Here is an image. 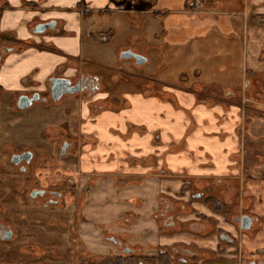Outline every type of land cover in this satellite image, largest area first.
Listing matches in <instances>:
<instances>
[{"label": "crops", "instance_id": "0c3cea01", "mask_svg": "<svg viewBox=\"0 0 264 264\" xmlns=\"http://www.w3.org/2000/svg\"><path fill=\"white\" fill-rule=\"evenodd\" d=\"M190 1L0 0V52L10 50L0 54V174L14 167L13 154L29 151L33 155L31 164L42 159L46 168L49 159L60 160L63 179L69 183L73 178L80 189L89 191L80 207L64 195L57 205L44 206L45 210L60 207L61 219L71 220V224L79 208L75 236L66 231L36 237L41 246L62 251L64 264L68 257L73 263L77 249L72 246V256L68 253L76 241L78 249L83 246L91 254L118 256L120 249L110 238L149 256L158 248L196 242L216 259L234 264L235 249L228 248L224 256H218L214 236L162 234L156 214L160 199L189 201L191 181L232 186L240 172L236 161L242 139H264V118L254 115L252 101L246 99L245 104L241 100L248 91H254L258 76L264 80V0H221L235 3V7L223 4V8L204 0L198 11ZM125 6L128 9L123 10ZM117 14L147 16L155 24L159 21L158 29H149L153 40L158 41L157 49L173 51L179 60L200 52L210 39L234 41L242 69L231 84H218L217 93L202 83L162 88L141 83L133 90L99 89L91 95L84 92L53 103L49 99L51 78L74 82L85 75L96 78L101 88L100 76L92 69L81 68L85 51L92 53L94 60L95 49L102 46L93 34H86V29H92L97 18ZM40 25L53 27L36 33ZM100 34V41L108 43L113 29L105 28ZM180 79H184L182 74L178 81H186ZM112 84L118 88L129 81L113 74ZM34 94L39 95V101L24 110L17 108L20 96ZM109 99L110 108L92 109L93 104ZM51 128L68 131L75 154L67 152L59 158L62 141L57 147L45 138V131ZM6 147L15 152L7 154ZM29 166L25 172L15 168L25 175ZM1 183L0 193L16 191ZM247 186L254 195L264 189L263 184L252 181ZM30 191L27 197L33 202ZM190 202L195 207V200ZM68 211L73 213L71 219L66 216ZM205 211L208 213L202 211L203 215L217 221L216 228H225L223 217ZM197 219L188 217L179 222ZM36 227L44 228L40 221ZM12 232L14 236L13 228ZM8 242L0 241V245ZM61 260L56 263L63 264ZM258 260L264 264V258ZM46 263L50 264L49 258Z\"/></svg>", "mask_w": 264, "mask_h": 264}, {"label": "rangeland", "instance_id": "374dc122", "mask_svg": "<svg viewBox=\"0 0 264 264\" xmlns=\"http://www.w3.org/2000/svg\"><path fill=\"white\" fill-rule=\"evenodd\" d=\"M206 1L219 4L220 8H223V4L225 7H235L233 1L229 3H223L221 0ZM126 9L128 8L125 6L123 10ZM156 22V24L153 23L151 18L147 16L117 14L113 17L103 16L100 19L97 18L95 26L92 29H86V34H93L96 42H99L102 46L99 49H95L94 60L91 58L92 53L89 54V51H85L81 68L92 69L100 76V90L103 92L120 90V88L133 90L141 83H149L151 87L156 88H162L170 84L193 87L196 83H202L207 90L217 93L218 84H231L235 79V75L242 69L238 45L234 41L223 42L218 38L210 39L203 43L204 48L200 52L195 53L191 58L183 60L174 58L175 53L173 51L165 52L164 50L157 49L158 41L153 40L152 33L149 31V29L159 28V21ZM105 28L113 29V36L109 39L108 43L100 41V32ZM148 43H152V46L148 47ZM117 48H120L119 52H117ZM122 50H133L134 53L146 58L147 61L141 66H136L133 59L121 60L119 54ZM113 74L116 76L120 75V79L129 81V84L118 88L113 87ZM181 74L184 75L186 81H178ZM253 89L254 91H248L246 96L241 100L245 101L248 99L252 101L250 106L255 110L254 115L264 118L263 76H258L257 80L253 82ZM97 104L102 106L103 109L112 106L110 99ZM47 131L49 132L47 133ZM47 131H45V138L56 144L57 147L63 140L73 143L68 131L55 128ZM246 143L248 145L247 149L246 147L244 148ZM242 144L243 146H239L241 153L236 161L240 174L234 181V184L232 186L226 184L218 187L212 182L191 181L188 186L191 198L189 201L181 202L171 199L176 206L174 216L180 219L201 217V223L206 224V229L202 234L209 236L218 233V229L216 228L218 223L215 219L202 214L204 212L208 213L205 211V208L216 215L226 216L225 221L228 223L231 221L230 217L232 215L245 211L253 212L260 219H263L264 189L261 191L263 193L262 196L261 194L254 195L250 192L251 188L247 186V183L252 181L253 183L257 182L264 185V139L251 142L244 139L242 140ZM6 151L7 154L15 152L10 147H6ZM69 152L75 154V149L73 150L72 148ZM41 160L33 162L25 175L19 174V170L15 166L11 167V170H5V172L0 174V180L3 182L1 185L13 186V190L16 188V191H12V193L9 190H2L0 193V221L7 225L9 224L10 228L14 229L13 240H10L7 244L2 243L0 245V264H48L46 263V259L48 258L50 259V264H57L56 261L63 260L62 251L51 249L48 246H41L36 241V237L52 236L66 231L74 235L76 232V223L80 218L79 208L73 217L75 218L74 224H71V220L64 222L63 218L61 219L60 217V207H49L45 210V199L37 198L35 201L29 202L27 192L35 188H49L61 192L68 202L75 203L77 207H80L82 202L85 203L87 201L89 191L80 189L74 183L75 180L73 178L70 179L73 181V184H69L68 179H63V171L59 164L60 160L49 159L50 163L46 168H44L45 164ZM198 194H202L203 198L195 200V196ZM194 200L196 208L191 206L190 201ZM208 200L219 202L224 208L215 210L210 206L211 204L208 203ZM230 201L232 202L231 206H227L226 203ZM180 206L183 207V210L177 209ZM224 213L226 214L223 215ZM72 215V211H68L66 214L69 219L72 218ZM38 221L42 222L44 228L36 227ZM158 223L161 227L160 220ZM178 230L175 231L190 232L186 224H182ZM256 235L254 234L250 238H255L254 236ZM105 238H103V242H105ZM49 239H52V237ZM46 243L50 244L49 242ZM72 246L77 249L72 258L74 264L80 259L91 260L95 264H99L104 259L115 258L121 255L120 252L118 256L91 254L83 246L81 249H78L77 241L71 245V251L68 254L73 251ZM261 253V250H259L258 256L262 257ZM70 255L72 256V254ZM68 259L69 257L65 259L67 260L65 264H71V260L68 261ZM256 262L257 264H262L259 261ZM249 263V260L245 261V264ZM210 264L223 263L217 259H212Z\"/></svg>", "mask_w": 264, "mask_h": 264}, {"label": "flooded vegetation", "instance_id": "af4514ba", "mask_svg": "<svg viewBox=\"0 0 264 264\" xmlns=\"http://www.w3.org/2000/svg\"><path fill=\"white\" fill-rule=\"evenodd\" d=\"M204 1V0H203ZM194 2L195 0H191L189 4L194 10ZM202 5V1L200 4V7ZM2 52V51H1ZM0 52V54H1ZM123 52V51H122ZM133 52V51H132ZM134 53V52H133ZM137 54V53H135ZM84 83L82 86V91L78 92L80 93H87L92 94L97 92V90L100 89V86L98 84V80L94 77H89L82 75L78 79H76L74 82L71 81V85L81 84ZM73 94V95H77ZM73 95H65L66 96H73ZM31 97V96H30ZM62 97V98H63ZM61 98V99H62ZM49 99L52 101L50 97L49 92ZM60 99V100H61ZM40 100V97H39ZM38 100V101H39ZM59 100V101H60ZM57 101V102H59ZM53 102V101H52ZM53 102V103H57ZM96 104V103H95ZM92 105V109L93 106ZM245 134V132L243 133ZM245 136V135H244ZM246 138V137H245ZM244 138V139H245ZM242 139V140H244ZM66 146L65 153L63 156H60L61 154V148L62 146ZM73 144L66 140L62 141L60 147H59V158L63 159L67 152L72 148ZM241 146H243L241 142ZM248 147L247 143L244 145V148ZM241 152H238L237 158H239V154ZM28 154L31 155L30 161L26 162L25 160H22L20 164L16 167L20 169L21 172H25L27 170V167L31 164L33 155L29 152H21L17 154H13L12 156L18 155L22 157H26ZM12 158V157H11ZM25 159V158H24ZM240 171V170H239ZM240 172L238 173L239 177ZM69 184H73V181H70ZM34 191H42V196H36L34 199L37 198H44L45 203L44 205L47 207L49 205H57L62 198V193L56 190H51L49 188L43 189V188H35L30 191V194ZM29 194V196H30ZM263 193H261L262 196ZM195 200H199L203 198L202 194H198L195 196ZM263 199V198H262ZM227 206H231L232 202H227ZM224 208V206L222 205ZM160 208L158 214H156V219L160 220L161 227V233L164 235H171L175 234L176 231H179V227H181L182 224H186L188 226V229L190 233H193L196 236L199 237H210L209 235L202 234V232L206 229V224L201 223V217H198L197 221H186L185 223H180L179 219L176 216H174V212L176 210V206L173 202H169L165 199H160ZM177 209L183 210V207L180 206ZM225 212V211H223ZM224 213L223 215H225ZM230 216V215H229ZM225 220L226 216H221ZM231 221L228 223L226 222L225 228H217L218 233L214 234L212 236L216 237L217 241V252L218 256H224L226 254V249L228 248H234L235 249V258L232 260L234 264H245V261L249 260V264H257L256 261L258 260V251L261 250V258H264V217L263 219H260L259 216L253 212H242L232 215ZM262 218V217H261ZM244 219V221H243ZM248 224L247 229H243ZM176 230V231H175ZM171 231V232H169ZM181 233V232H180ZM257 234L254 236L255 238H250L252 235ZM262 234V235H260ZM10 236L9 239H5V237ZM13 232L9 225L5 223L0 222V241L6 242L12 239ZM111 243L116 245L121 252V255L124 256H130L133 255L137 258L145 259H154V264H162L160 258L166 257L168 259V264H210L212 259H216L214 256V253H212L210 250H201L197 243H190L188 245L185 244H175L168 248H158L156 249V252L153 256L144 255L140 250H136L131 248L128 245H125L120 240H115L110 238L109 239ZM262 245L259 247V245ZM125 250H129L128 253H124ZM247 259V260H246ZM223 264H229L230 262L226 261L225 259H217ZM139 264H151L150 262L141 261Z\"/></svg>", "mask_w": 264, "mask_h": 264}, {"label": "water", "instance_id": "95a60500", "mask_svg": "<svg viewBox=\"0 0 264 264\" xmlns=\"http://www.w3.org/2000/svg\"><path fill=\"white\" fill-rule=\"evenodd\" d=\"M46 27H53V25H40L36 29V33H42L46 29ZM10 50H5L2 51L1 53L4 52H9ZM119 58L121 60H127V59H133L135 62L136 66H141L146 63L147 59L142 57L139 54H135L132 51H123L120 53ZM84 83L81 84H76V85H71V81L68 79H63V78H51L49 80V92H50V97L53 102L59 101L63 96L65 95H73L77 94L78 92L82 91V86ZM39 100V95L34 94L31 97L28 96H20L17 99V108L20 110L27 109L31 107V105ZM66 146H62L61 148V154L60 156H63L65 153ZM25 158V159H24ZM31 158V155L28 154L26 157L22 156H12L11 158V164L14 166H18L22 160H25L26 162H29ZM42 196L43 192L42 191H34L30 194V198L34 199L36 196ZM244 221V219H243ZM248 224L243 228L247 229ZM10 236L5 237V239H9ZM129 250H125L124 253H128Z\"/></svg>", "mask_w": 264, "mask_h": 264}, {"label": "trees", "instance_id": "16d2710c", "mask_svg": "<svg viewBox=\"0 0 264 264\" xmlns=\"http://www.w3.org/2000/svg\"><path fill=\"white\" fill-rule=\"evenodd\" d=\"M17 49H20V46H17ZM100 109H102V106H100L99 104H95L93 106L94 111H97ZM48 132L49 131H47V133ZM208 203L211 204L210 206L215 210H221V208H222L221 203L215 202L214 200H211V201L208 200ZM160 260H161L162 264H168L169 263L168 259L166 257H161ZM141 261L150 262L151 264H154L153 263L154 259L143 260L142 258H137L133 255H130V256L120 255L119 257L104 259L99 264H139V262H141ZM76 264H95V263L91 260L80 259L79 261H77Z\"/></svg>", "mask_w": 264, "mask_h": 264}, {"label": "built area", "instance_id": "2783aa9c", "mask_svg": "<svg viewBox=\"0 0 264 264\" xmlns=\"http://www.w3.org/2000/svg\"><path fill=\"white\" fill-rule=\"evenodd\" d=\"M202 0H195L194 2V10L198 11L200 9V4Z\"/></svg>", "mask_w": 264, "mask_h": 264}]
</instances>
